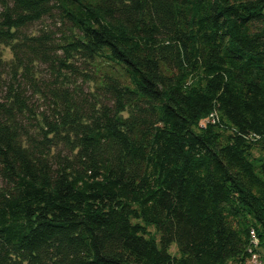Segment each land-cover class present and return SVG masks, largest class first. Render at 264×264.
<instances>
[{
	"label": "trees",
	"instance_id": "1",
	"mask_svg": "<svg viewBox=\"0 0 264 264\" xmlns=\"http://www.w3.org/2000/svg\"><path fill=\"white\" fill-rule=\"evenodd\" d=\"M0 44V264H264V0H0Z\"/></svg>",
	"mask_w": 264,
	"mask_h": 264
},
{
	"label": "rangeland",
	"instance_id": "2",
	"mask_svg": "<svg viewBox=\"0 0 264 264\" xmlns=\"http://www.w3.org/2000/svg\"><path fill=\"white\" fill-rule=\"evenodd\" d=\"M45 24H47V22L46 21H43L42 22V25H45ZM40 25L41 24H34V25H32L30 27V31H35L37 28L40 27ZM11 57H12V55H11L9 49L7 47H5L4 45L0 44V59L1 60H5V61H8V60L11 59ZM42 70H43V66H40V71H42ZM3 91H4L3 83L0 82V97L3 95ZM174 249H175V246L172 245L170 247V250H169L170 253H173L172 251Z\"/></svg>",
	"mask_w": 264,
	"mask_h": 264
},
{
	"label": "built area",
	"instance_id": "3",
	"mask_svg": "<svg viewBox=\"0 0 264 264\" xmlns=\"http://www.w3.org/2000/svg\"><path fill=\"white\" fill-rule=\"evenodd\" d=\"M249 233H250V236L253 238L254 237L253 232L250 231ZM250 264H261V261L258 259L257 256L253 255L251 258Z\"/></svg>",
	"mask_w": 264,
	"mask_h": 264
}]
</instances>
